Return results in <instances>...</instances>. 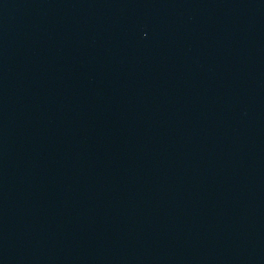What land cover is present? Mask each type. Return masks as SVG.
<instances>
[{
	"label": "water",
	"instance_id": "95a60500",
	"mask_svg": "<svg viewBox=\"0 0 264 264\" xmlns=\"http://www.w3.org/2000/svg\"><path fill=\"white\" fill-rule=\"evenodd\" d=\"M0 264H264V0H0Z\"/></svg>",
	"mask_w": 264,
	"mask_h": 264
}]
</instances>
